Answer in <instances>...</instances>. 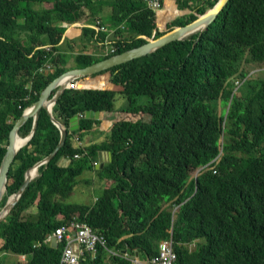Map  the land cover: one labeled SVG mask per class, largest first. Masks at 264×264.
<instances>
[{
    "label": "trees",
    "instance_id": "16d2710c",
    "mask_svg": "<svg viewBox=\"0 0 264 264\" xmlns=\"http://www.w3.org/2000/svg\"><path fill=\"white\" fill-rule=\"evenodd\" d=\"M165 1L152 9L145 0H0V166L13 126L53 80L186 26L219 2L169 0L179 8L170 16ZM261 67L264 0H230L202 33L73 81L51 115L66 131L78 116V129L67 132L0 222V255L59 264L63 245L46 238L77 220L108 249L140 259L158 257L160 243L172 238L173 264H264V71L250 74ZM246 77L235 91L234 82ZM86 111L99 119H86ZM129 113L149 121L110 118ZM36 116L0 207L60 139L45 109ZM32 123L27 119L17 135L26 138ZM97 133L101 143H89ZM86 171L102 185L96 201L67 202ZM106 257L99 248L81 264L132 263Z\"/></svg>",
    "mask_w": 264,
    "mask_h": 264
},
{
    "label": "water",
    "instance_id": "95a60500",
    "mask_svg": "<svg viewBox=\"0 0 264 264\" xmlns=\"http://www.w3.org/2000/svg\"><path fill=\"white\" fill-rule=\"evenodd\" d=\"M230 0H219V2L215 5V7L212 8L208 13H206L204 16L200 17L199 19L195 20L194 22L183 26V27H176L173 31L165 33L163 36L157 38V39H148L147 44L132 49L130 51H127L123 54L113 56L105 61H101L98 63H94L90 66H87L82 69H73L70 71L65 72L60 77L53 80L40 94L38 100L34 102L28 109L24 111L20 119L15 123L12 130L9 133L8 138V144L6 146V152L3 156V161L0 167V203L3 199V193L1 192L2 187L6 190V182L8 173L10 171L11 165L14 162V157L19 151L20 148H22L31 138L35 128H36V122H37V116L36 113L39 109L43 108L46 110L48 115L50 116L53 124L58 128L60 132V139L56 145V147L53 149V151L44 159V161L37 163L34 165L32 169H30L26 173L25 182L20 188L19 192L15 195H12L9 197L6 205L1 209L0 211V222L7 217L10 212L15 208L17 202L21 198L22 194L26 190L27 186L30 184V182L36 177V174L38 172V168L40 165L46 163L49 161L59 149L64 145L65 139L67 136V132H72L78 129V117L74 116L70 120L69 129L66 131L63 127H61L53 118H52V108L57 101L58 97L63 93V91L70 85L73 81L76 79L89 77L95 74H98L102 71L109 70L113 67L120 66L122 64H125L127 62H130L134 59H139L141 57L147 56L154 51L167 46L168 44L180 41L184 39L185 37L194 34L197 31H205L210 25H212L216 19L218 18L219 14L223 11V9L227 6L228 2ZM67 82L63 86H59L58 82L60 79L66 77ZM57 88V91L55 95L52 98H49L51 92ZM99 113L94 111H86L85 112V118L87 119H97ZM29 118L33 119L32 123V129L30 134L24 138L21 139L17 135V131L22 126L25 121ZM16 139H20L22 142L19 145H16ZM98 166V165H97ZM97 168V167H96ZM35 175V176H34ZM57 242L55 239L52 240V247H57ZM138 256V253H136Z\"/></svg>",
    "mask_w": 264,
    "mask_h": 264
},
{
    "label": "built area",
    "instance_id": "2783aa9c",
    "mask_svg": "<svg viewBox=\"0 0 264 264\" xmlns=\"http://www.w3.org/2000/svg\"><path fill=\"white\" fill-rule=\"evenodd\" d=\"M147 6L152 9L161 7L159 0H145ZM107 44V42L105 43ZM111 52H113L111 50ZM80 155H75L78 158ZM59 242L58 239H63ZM55 239L58 243L65 245L62 249V259L60 264H81L82 260L87 256L93 259L97 255L99 248H103L109 256L123 257V252L113 251L107 248V241L103 236L97 235L93 232L90 226L85 223L72 221L55 230L52 235H48L46 243H50ZM159 256L146 261L143 264H173L176 254L173 250V241L166 240L160 243ZM136 264H141L139 261Z\"/></svg>",
    "mask_w": 264,
    "mask_h": 264
},
{
    "label": "rangeland",
    "instance_id": "374dc122",
    "mask_svg": "<svg viewBox=\"0 0 264 264\" xmlns=\"http://www.w3.org/2000/svg\"><path fill=\"white\" fill-rule=\"evenodd\" d=\"M106 13H110V8H106ZM79 26V25H77ZM161 26V25H160ZM71 31V29L69 30ZM68 31V32H69ZM164 31V30H163ZM168 31V30H167ZM201 31H197L195 32L194 34L196 33H200ZM193 35V34H192ZM191 36V35H189ZM189 36L185 37L184 39L188 38ZM182 39V40H184ZM106 49H99V53H102V52H105ZM108 53H111V51H108L107 50V54ZM70 65H73V61L70 60L69 63H68V66ZM68 68H73V67H68ZM254 68V67H253ZM70 71V70H69ZM261 72V71H264V67H261V68H257V69H252L250 72V74H254V73H258V72ZM249 74V76H250ZM248 76V77H249ZM244 78V79H238L234 82V89L235 91L238 90L239 88L243 87L245 81L247 80V78ZM78 80V79H76ZM70 85H68L69 87ZM84 87H87V86H84ZM86 89V88H84ZM140 104H143V103H140ZM229 107V105H226L224 108H221L220 110V113L221 114H226V111H227V108ZM29 108V107H28ZM27 108V109H28ZM26 110V109H25ZM24 113V112H23ZM116 113V112H114ZM85 117V113L83 115ZM78 117V116H77ZM112 118L113 120L115 119H119V120H124V121H131V122H141V123H145V122H148L149 121V116L148 115H144V114H141V113H136V114H118V118L116 116L114 117H110ZM87 119V118H86ZM34 133V132H33ZM19 137V136H18ZM32 137V136H31ZM20 138V137H19ZM21 139H24V138H21ZM30 140V139H29ZM87 141H90V137L88 138ZM81 145V143H80ZM21 149V148H20ZM19 149V150H20ZM3 159V158H2ZM74 159H78V158H74ZM40 163V162H39ZM36 165V164H35ZM35 167V166H34ZM38 174V173H37ZM36 174V176H37ZM95 174V173H94ZM93 172H85L83 174V176L80 177V182L79 184L74 188L73 192L69 195L68 199H67V202H71V203H78V204H92L94 201H96V197L98 196V194L100 193L99 191H97L96 188H94L93 185L94 184V181H92V176H94ZM91 177V178H90ZM96 180V185L98 186V188H100L102 185L101 183H99V181L97 179ZM19 192V191H18ZM1 205V204H0ZM6 205V204H5ZM4 205V206H5ZM3 206V207H4ZM3 207H0V210L3 208ZM34 211V208H32L30 210L29 213H32ZM26 215H30V214H26ZM25 215V216H26ZM31 215H34L35 217V212L32 213ZM31 218H33V216H31ZM30 217H27V219H29ZM6 218V217H5ZM4 218V219H5ZM25 219V218H23ZM72 221H75V220H72ZM71 221V222H72ZM77 221V220H76ZM70 222V223H71ZM79 222V221H78ZM69 224V223H68ZM64 226V225H63ZM62 227V226H61ZM172 240V238H171ZM194 247V246H192ZM7 254H4L3 256H0V261H4V264H20V263H23L26 259V256H22L23 259L19 260V259H15V258H12L11 256H9V258L6 256ZM13 256V255H12ZM7 257V258H5ZM21 261V262H20Z\"/></svg>",
    "mask_w": 264,
    "mask_h": 264
},
{
    "label": "crops",
    "instance_id": "0c3cea01",
    "mask_svg": "<svg viewBox=\"0 0 264 264\" xmlns=\"http://www.w3.org/2000/svg\"><path fill=\"white\" fill-rule=\"evenodd\" d=\"M165 5H166V10H167V12H169L170 14V16H171V12H173V11H178L179 10V8L177 7V4H175L174 2H172V1H169V0H166L165 1ZM99 117H100V113H99V115H98V117H97V119L96 120H98L99 119ZM91 120H95V119H91ZM90 137V141H88L89 143H101V141H102V138H103V136H101L99 133H97V134H92L91 136H88L87 137V140H88V138ZM98 165V166H97ZM97 167V168H96ZM96 167H95V169H98L99 167H100V165H99V163L98 164H96ZM94 174V173H93ZM91 178V177H90ZM95 179H97V178H95V175L94 176H92V181H94V184L95 185H93L94 186V188H96L97 189V191H99V188H98V186L96 185V180ZM6 190H7V187H6ZM6 194V193H5ZM3 197H4V195H3ZM97 199V198H96ZM95 199V200H96ZM2 202V201H1ZM1 204V203H0ZM34 212H36V208H34V211L32 212V213H34ZM4 254H2V255H0V256H3ZM8 258H9V256H11L12 258H15V259H19V260H21V259H23L22 258V256H17V255H11V254H7L6 255ZM107 256L110 258V257H112V256H109L108 254H107ZM7 257H5V258H7ZM96 257V256H95ZM108 257H106L105 259H106V262H109V258ZM139 257V256H138ZM87 258H88V256H87ZM86 257L84 258L85 260L87 259ZM26 259V258H25ZM140 259V258H139ZM143 260V259H142Z\"/></svg>",
    "mask_w": 264,
    "mask_h": 264
},
{
    "label": "bare ground",
    "instance_id": "6f19581e",
    "mask_svg": "<svg viewBox=\"0 0 264 264\" xmlns=\"http://www.w3.org/2000/svg\"><path fill=\"white\" fill-rule=\"evenodd\" d=\"M160 1V0H159ZM212 10V9H211ZM204 16V15H203ZM77 26V25H76ZM175 28H173L172 30H170L169 32H171V31H173ZM108 45V44H107ZM67 79H69V78H67V76L66 77H64V78H62V79H60L59 80V82H58V84H59V86H63V85H65L66 84V82H67ZM56 90H57V88H56ZM22 142L20 141V139H16V145H19V144H21ZM6 152V151H5ZM82 156H78V159H80ZM44 161V160H43ZM42 162V161H41ZM2 164V163H1ZM12 166V165H11ZM1 167V166H0ZM96 167V166H95ZM35 176V175H34ZM1 192L3 193V195H5V193H6V190L4 189V187H2V190H1ZM15 195V194H14ZM11 197V196H10ZM9 199V198H8ZM8 201V200H7ZM7 203V202H6ZM1 211V210H0ZM6 217V216H5ZM64 240V238L63 239H58V241L59 242H62ZM57 242V241H56ZM50 244L52 245V241L50 242ZM57 245L59 246V245H63V248L62 249H64V247H65V245L64 244H62V243H58L57 242ZM124 255H123V258H125V259H127V260H129V261H131L132 263L131 264H136V262L137 261H139V263H141V264H143V263H145L146 261H149L150 259H139V257L136 255V253H134V254H131V253H129L128 251H124V253H123ZM62 256L63 255H61V258H60V261H61V259H62ZM92 258V257H91ZM93 259V258H92ZM83 261V260H82ZM82 261H81V263H82ZM60 264V263H59Z\"/></svg>",
    "mask_w": 264,
    "mask_h": 264
}]
</instances>
